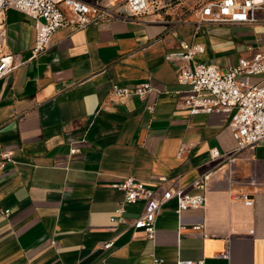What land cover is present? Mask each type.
<instances>
[{
	"label": "crops",
	"instance_id": "crops-1",
	"mask_svg": "<svg viewBox=\"0 0 264 264\" xmlns=\"http://www.w3.org/2000/svg\"><path fill=\"white\" fill-rule=\"evenodd\" d=\"M87 1L115 8V0ZM4 20L0 48L14 61L0 78V264H264V142L214 159V149H236L230 116L192 114L178 82L185 64H236L243 56L231 52L259 35L256 27L101 18L63 27L33 58L35 20L14 10ZM256 38L246 50L262 52ZM183 43L204 51L186 63ZM143 82L155 88L144 99L112 94L114 84ZM4 152L13 162L2 168ZM207 175L206 190L196 189ZM128 177L205 192L206 205L178 213L176 200L166 203L150 240L111 222L125 198L116 185ZM142 207L128 206L127 217Z\"/></svg>",
	"mask_w": 264,
	"mask_h": 264
},
{
	"label": "built area",
	"instance_id": "built-area-1",
	"mask_svg": "<svg viewBox=\"0 0 264 264\" xmlns=\"http://www.w3.org/2000/svg\"><path fill=\"white\" fill-rule=\"evenodd\" d=\"M115 8L102 7L87 0H0V41L6 36L4 14L18 11L35 20L36 40L32 57L46 52L53 35L67 25L85 28L101 18H125L141 23H164L172 25L200 26H264V0H115ZM123 9V15L117 12ZM180 57L184 62H193L203 53L199 44L183 43ZM252 57H243L225 69L213 64L193 62L183 65L178 82L187 88L184 107L192 114H226L230 116L229 127L236 142L232 152L221 153L214 149V159L231 161L236 154L254 150L264 142V54L252 47ZM13 55L0 48V78L13 68ZM246 77V80L242 78ZM250 77L262 81L251 84ZM155 90L151 82L135 84L132 88L114 84L112 94L117 98L138 96L144 99ZM74 153L75 150H72ZM13 162V153L1 154V167ZM208 176L198 180L194 187L206 190ZM165 182L156 189L148 188L133 177L125 178L116 187L125 198L115 210L111 222L132 231H143L150 240L155 238L156 222L161 208L171 200L177 201V212L200 209L206 205V195H190L185 190L165 187ZM141 203V212L136 218L127 217V207ZM195 229H200L196 227ZM112 242L103 248L111 249ZM229 256L227 250L223 257ZM180 264H203L184 261Z\"/></svg>",
	"mask_w": 264,
	"mask_h": 264
},
{
	"label": "rangeland",
	"instance_id": "rangeland-1",
	"mask_svg": "<svg viewBox=\"0 0 264 264\" xmlns=\"http://www.w3.org/2000/svg\"><path fill=\"white\" fill-rule=\"evenodd\" d=\"M120 9H121V7H120ZM182 26H184V25H182ZM193 27H194L195 30H198L199 28H204V27H211V28L222 27V28H226L225 26H216V25H214V26H200V27L193 26ZM227 28H229V31L232 34L237 32V30L232 28V27H227ZM256 28H257L256 32L259 33V35H257V36L260 37V41H259V43L261 44L260 49H261L262 53H264V26H257ZM254 31H255V28H254ZM256 37L254 36L253 38H250V40L252 39L251 41H249V40H244V41L240 40L239 42H242L244 45L238 46L231 53L235 54L237 57H240V56L248 57V58L252 57L254 52H250V51L246 50V48L248 46L247 45L248 42L252 43V45H254L256 43V41H257ZM247 51L249 53H247ZM242 79L246 80V77H244ZM249 81H250L251 84H257L260 81H262V78L261 77H250Z\"/></svg>",
	"mask_w": 264,
	"mask_h": 264
}]
</instances>
